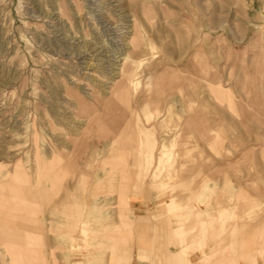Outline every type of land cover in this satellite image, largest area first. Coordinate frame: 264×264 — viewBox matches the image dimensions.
Wrapping results in <instances>:
<instances>
[{"label":"rangeland","instance_id":"374dc122","mask_svg":"<svg viewBox=\"0 0 264 264\" xmlns=\"http://www.w3.org/2000/svg\"><path fill=\"white\" fill-rule=\"evenodd\" d=\"M166 243L264 264V0H0V264Z\"/></svg>","mask_w":264,"mask_h":264},{"label":"crops","instance_id":"0c3cea01","mask_svg":"<svg viewBox=\"0 0 264 264\" xmlns=\"http://www.w3.org/2000/svg\"><path fill=\"white\" fill-rule=\"evenodd\" d=\"M131 199V198H130ZM26 199L23 201L22 199L20 200V201H18L19 203L20 202H22V203H20V204H23L24 203V205L26 206ZM133 203V201H131L130 202V205ZM209 212V211H208ZM210 214V213H209ZM209 214H207V215H209ZM29 218H30V216H28ZM127 219H130V220H132L133 221V224H128L127 225V227H125V225H122L120 222H118V223H114L113 225H111L110 226V224L108 223V221L107 222H105L104 223V225L103 226H108L109 228V232L108 233H110L111 231L113 232H116V236H114V237H117L118 235H119V233L120 232H122L123 230H129L130 232H131V235H128L129 237V239H133V237L135 236L134 235V233H135V231H137L136 229H138V227H135V222L137 221L136 219V216H132V215H129V216H127L126 217ZM152 218H156V215L155 214H152L151 215V219ZM105 219H107V218H105ZM163 224H165V225H158V226H156V228H149L148 230H147V232L149 233L150 231L149 230H151V232L153 231V232H156V231H159V230H164V231H167V230H170V228H169V222L168 221H164L163 222ZM131 225H133L132 227H129V226H131ZM8 226V225H7ZM9 227V226H8ZM24 227H26L27 229H31V234L32 233H36L37 231H38V228H36V227H34V224H33V222H32V219H30V221L28 222V226H24ZM10 228V227H9ZM36 229V230H35ZM151 234H153V233H151ZM108 236V235H107ZM131 236V237H130ZM17 240V238H16V236L15 237H12V240ZM31 239V238H30ZM29 239V241H30V243H29V246H30V248H29V250H31V247H34L35 246V242H33V240L34 241H36V239H31L30 240ZM100 239V238H99ZM107 241L108 242H102L101 240H99V242L100 243H103L102 245H104V246H106V247H108V246H114V243H112L111 242V240H110V242H109V240L107 239ZM16 242V241H15ZM15 242H12L11 241V245H12V248H14L15 246V250H13L12 249V254H14L15 253V251H17V249H18V245H20V243H15ZM166 242H169V241H166ZM36 243H37V241H36ZM175 244H176V242H175ZM118 246H121L119 243L117 244ZM141 245H144V243H142L141 242ZM14 246V247H13ZM165 246L167 247V248H165ZM165 246H163L162 247V249L164 248V249H167V250H165L166 251V253H165V255H164V257H163V260H164V262H167L168 264H180V262L181 261H183L182 260V257H180L181 255H179L178 253V251L174 248L175 246H172V245H170V244H167L166 243V245ZM17 248V249H16ZM156 248H159V246L156 244ZM28 250V251H29ZM105 256H107V260H106V263L107 264H112L113 262H115V263H118V262H122V259H123V257H122V255H117V256H114V255H112V254H102L101 256H100V258H104ZM250 256V255H249ZM14 257V256H13ZM95 256H93V257H91L90 256V258H94ZM119 258V259H118ZM19 258H17V257H15V258H13V261H12V259L10 260V262H11V264H20V260H18ZM63 259H65V261L67 262V260H66V258L64 257ZM94 259H96V258H94ZM160 257H159V255H157L156 254V264H157V262H159L160 260ZM69 260H70V262H75L76 261V264L77 263H80V261L79 260H72V258H69ZM97 260V259H96ZM150 261H155L153 258H150ZM241 261H243V260H239V262H238V264H240L241 263ZM245 261V260H244ZM186 262V261H185ZM191 261H189V263H190ZM224 264L226 263V261L224 262V261H222ZM6 264H7V262H6ZM218 264V263H217ZM246 264H247V262H246Z\"/></svg>","mask_w":264,"mask_h":264},{"label":"bare ground","instance_id":"6f19581e","mask_svg":"<svg viewBox=\"0 0 264 264\" xmlns=\"http://www.w3.org/2000/svg\"><path fill=\"white\" fill-rule=\"evenodd\" d=\"M117 87H120V85L117 86ZM120 91H121V90H120ZM124 92H125V91H124ZM124 92H123V93H124ZM123 117H124V116H123ZM108 120H109V119H108ZM108 120H107V122L111 123L110 120H109V121H108ZM116 120H117V119H116ZM126 124H127V122H126ZM119 125H120V124H117V125L115 124V125H113V126H114L118 131H119V129L122 130V128H123L124 130H126V127H128V126H126V127L123 126L122 128H119ZM127 125H128V124H127ZM127 130H128V129H127ZM119 132H122V134H120V136L118 137V139H122V138H124V137H122V135L124 134V132H123V131H119ZM129 137H130V136H129ZM116 141L118 142V140H116ZM123 141H124V140H123ZM127 141H128V139H127ZM121 142H122V141H121ZM121 142H120V143H121ZM124 143H125V142H124ZM124 143H121V146H122V144H124ZM127 144H128V143H127ZM115 145H116V144H115ZM119 146H120V145H119ZM119 146H118V147H119ZM125 146H126V143H125ZM125 146H124V147H125ZM127 146H129V144H128ZM127 148H128V147H127ZM14 190H15L17 193H19V192L21 191L19 187H15ZM28 193H29V192H28ZM19 194H21V193H19ZM25 197H26V196L21 197L20 199L25 198ZM16 198H19V197H16ZM18 201H19V200H18ZM241 234H242V233H241ZM237 236H238V235H237ZM240 239H241V238H240ZM244 240H245V236H244ZM15 241H16V242H15ZM12 242L20 243L18 239H17V240L14 239V240H12ZM13 247H14V246H13ZM15 247H16V246H15ZM15 247H14V248H15ZM16 249H17V248H16ZM18 249H19V248H18ZM28 250H29V249H28ZM29 251H31V250H29ZM22 264H24V262H23ZM30 264H31V263H30Z\"/></svg>","mask_w":264,"mask_h":264}]
</instances>
